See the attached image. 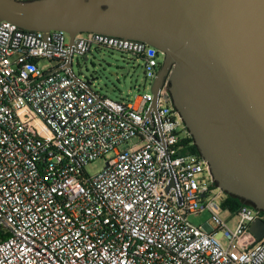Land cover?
I'll use <instances>...</instances> for the list:
<instances>
[{
    "label": "built area",
    "instance_id": "2783aa9c",
    "mask_svg": "<svg viewBox=\"0 0 264 264\" xmlns=\"http://www.w3.org/2000/svg\"><path fill=\"white\" fill-rule=\"evenodd\" d=\"M59 34L47 43L0 20V264H261L249 226L263 211L244 204L220 216L226 193L198 153L183 152L190 135L167 80L155 110L151 92L96 98L69 73ZM88 34L74 36L72 56L94 42L131 50L154 80L158 49ZM98 158L103 168L89 175ZM204 211L214 226L188 221Z\"/></svg>",
    "mask_w": 264,
    "mask_h": 264
},
{
    "label": "water",
    "instance_id": "95a60500",
    "mask_svg": "<svg viewBox=\"0 0 264 264\" xmlns=\"http://www.w3.org/2000/svg\"><path fill=\"white\" fill-rule=\"evenodd\" d=\"M0 20L39 32L47 43L67 34L74 77L77 34L158 49L163 60L150 109L167 80L164 89L215 186L264 211V0H0ZM93 79L83 80L99 98ZM145 117L151 122L150 111ZM249 231L262 241L264 220Z\"/></svg>",
    "mask_w": 264,
    "mask_h": 264
},
{
    "label": "rangeland",
    "instance_id": "374dc122",
    "mask_svg": "<svg viewBox=\"0 0 264 264\" xmlns=\"http://www.w3.org/2000/svg\"><path fill=\"white\" fill-rule=\"evenodd\" d=\"M81 35L87 38L89 34L81 33ZM64 38L65 43H67L69 40L68 35L64 34ZM159 59L162 62L163 56H160ZM56 63V59L41 58L39 60L41 67H52ZM72 70L80 79L93 77L91 85L93 90L112 100H131L136 94L151 92L153 81L145 80L141 58L131 50L120 49L117 46L92 43L86 60H84V55H73ZM137 142L138 139L135 137L127 143L121 144L118 148L120 151H124ZM103 166L104 159L98 158L90 162L85 170L89 175H93L100 171ZM220 216L227 220L231 214L227 209H221ZM207 220H209L211 226H214L207 211L199 215L192 214L188 216V221L197 226L202 225ZM234 222L235 218L233 217L231 224L233 225ZM261 264H264V261Z\"/></svg>",
    "mask_w": 264,
    "mask_h": 264
},
{
    "label": "trees",
    "instance_id": "16d2710c",
    "mask_svg": "<svg viewBox=\"0 0 264 264\" xmlns=\"http://www.w3.org/2000/svg\"><path fill=\"white\" fill-rule=\"evenodd\" d=\"M183 144L186 145V147L183 149V152L197 153V149L192 142L191 136L183 139ZM244 204L252 206L250 202H244L242 199L226 194V198L222 201L221 206L223 209H227L231 212H234L237 208Z\"/></svg>",
    "mask_w": 264,
    "mask_h": 264
},
{
    "label": "flooded vegetation",
    "instance_id": "af4514ba",
    "mask_svg": "<svg viewBox=\"0 0 264 264\" xmlns=\"http://www.w3.org/2000/svg\"><path fill=\"white\" fill-rule=\"evenodd\" d=\"M60 37V36H59ZM63 37V35H61V38ZM261 218L264 220V211L261 213ZM263 245H264V238L262 239Z\"/></svg>",
    "mask_w": 264,
    "mask_h": 264
}]
</instances>
